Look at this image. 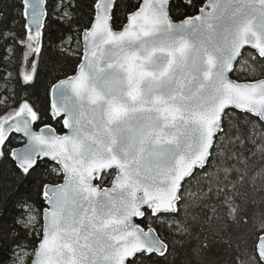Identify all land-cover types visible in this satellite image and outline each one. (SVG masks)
<instances>
[{
    "label": "snow or ice",
    "instance_id": "1",
    "mask_svg": "<svg viewBox=\"0 0 264 264\" xmlns=\"http://www.w3.org/2000/svg\"><path fill=\"white\" fill-rule=\"evenodd\" d=\"M0 173V264H264V0H0Z\"/></svg>",
    "mask_w": 264,
    "mask_h": 264
},
{
    "label": "trees",
    "instance_id": "2",
    "mask_svg": "<svg viewBox=\"0 0 264 264\" xmlns=\"http://www.w3.org/2000/svg\"><path fill=\"white\" fill-rule=\"evenodd\" d=\"M59 127V126H57ZM14 178L7 173H0V198L4 197L6 194L11 193L14 190ZM250 211L259 213L260 211H264V204H260L257 201L256 205L250 209ZM213 251L215 253L223 252L222 246L214 247ZM211 264V262H209Z\"/></svg>",
    "mask_w": 264,
    "mask_h": 264
},
{
    "label": "flooded vegetation",
    "instance_id": "3",
    "mask_svg": "<svg viewBox=\"0 0 264 264\" xmlns=\"http://www.w3.org/2000/svg\"><path fill=\"white\" fill-rule=\"evenodd\" d=\"M102 186H107V184H102L101 187H102Z\"/></svg>",
    "mask_w": 264,
    "mask_h": 264
},
{
    "label": "water",
    "instance_id": "4",
    "mask_svg": "<svg viewBox=\"0 0 264 264\" xmlns=\"http://www.w3.org/2000/svg\"><path fill=\"white\" fill-rule=\"evenodd\" d=\"M110 185H108V186H103V187H109Z\"/></svg>",
    "mask_w": 264,
    "mask_h": 264
}]
</instances>
